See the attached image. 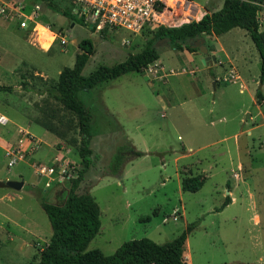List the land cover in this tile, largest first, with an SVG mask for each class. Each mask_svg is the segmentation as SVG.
Returning <instances> with one entry per match:
<instances>
[{
  "label": "rangeland",
  "instance_id": "1",
  "mask_svg": "<svg viewBox=\"0 0 264 264\" xmlns=\"http://www.w3.org/2000/svg\"><path fill=\"white\" fill-rule=\"evenodd\" d=\"M165 1L168 11L160 17V26H177L196 17L187 10L180 18L178 0ZM211 1L215 9L222 2ZM36 22L33 31L16 28L14 21L0 22V84L23 89L0 92V98L30 117L34 108L33 121L21 126L32 135L26 134L27 140L40 138L34 146L29 143L24 148L12 129L9 146L22 154L12 166L6 165L8 146L0 145V179L23 182L19 190L0 189V264H33L37 260L38 250L51 232L39 201L57 202L69 187V183L44 187L35 164L52 161L53 147L61 151L57 159L71 161L81 169L74 116L46 94L28 105L30 112L25 91L40 92L53 85L58 72L72 66L81 39H88L93 46L81 70L86 76L99 65H114L140 51L155 29L140 36L128 35L125 30L100 36L77 22L71 25L43 6ZM60 35L65 44L59 43ZM205 37L206 41L213 38ZM121 39L130 41L122 43ZM218 39L228 52L240 56L235 61L245 84L240 91V83L222 81L226 63L207 69L193 60L202 71L198 80L193 78L196 71L191 62L169 68L175 63L169 59L180 62L181 58L176 59V50L165 39L154 40L158 54L154 62L162 67L161 78H152L144 70L129 72L78 91L91 115L89 146L94 157L75 191H89L100 211L99 230L87 249L110 254L123 241L139 238L160 244L194 223L186 236L188 264H264V82H258L260 58L243 29L233 28ZM194 41L189 39L186 44L195 46ZM194 53L202 57L198 50ZM255 90L261 93L259 104L252 100ZM132 150L145 155L132 157ZM117 154L122 156L118 167L114 162ZM195 175L204 177L201 187L194 192L181 190V180ZM226 196L230 202L222 206ZM17 222L36 231L27 234L20 247L16 242L24 232Z\"/></svg>",
  "mask_w": 264,
  "mask_h": 264
},
{
  "label": "trees",
  "instance_id": "2",
  "mask_svg": "<svg viewBox=\"0 0 264 264\" xmlns=\"http://www.w3.org/2000/svg\"><path fill=\"white\" fill-rule=\"evenodd\" d=\"M13 2L14 0H4ZM38 1L41 6L59 13L67 20L79 22L71 14L72 5L69 0H27ZM264 0H222L218 9L204 6L205 12L196 21H188L174 27L157 26L151 31L145 46L138 52L128 54L126 58L111 66L99 65L86 76L81 70L93 52L88 39L77 43L80 50L74 56L71 67H63L57 74L56 82L44 89V93L58 105L71 113L75 118L78 142L76 153L80 159L81 169H77L76 177L72 178L63 198L57 202L39 201L50 226V236L43 248L38 250L37 260L33 264H184L187 234L195 226L186 225L185 229L174 238L155 243L148 238L123 241L112 253L104 254L97 248L87 249L90 240L97 234L100 227L99 207L94 198L87 192L76 193V188L83 173L91 166L93 152L90 143L91 115L77 93L80 90L93 88L100 82L115 79L129 72H141L149 63L158 58L154 40L165 39L176 50L185 49L189 52L197 47L186 44L189 39L203 35L218 36L232 28L243 29L253 43L260 58L259 84L264 81V29H258L257 12L262 9ZM144 32V31H143ZM12 87L0 84V92H10ZM255 102L260 103L261 93L255 90ZM132 157L145 155L139 150H132ZM121 155H115L117 167L122 162ZM204 177L200 175L186 177L181 180L183 191L198 190ZM57 197L61 193H57ZM230 199L225 197L222 206ZM241 264V263H238Z\"/></svg>",
  "mask_w": 264,
  "mask_h": 264
},
{
  "label": "built area",
  "instance_id": "3",
  "mask_svg": "<svg viewBox=\"0 0 264 264\" xmlns=\"http://www.w3.org/2000/svg\"><path fill=\"white\" fill-rule=\"evenodd\" d=\"M73 14L80 25L86 27L97 35L104 36L118 30H125L128 35L140 36L143 31L150 30L160 25V17L167 8L165 0H69ZM264 14V2L259 11ZM41 13L39 2L27 0H14L13 2H0V22L14 21L19 29H32L36 19ZM74 24V22H72ZM56 37V34H54ZM59 43L65 44L63 35L58 36ZM54 39V38H53ZM122 43H128L129 39H121ZM144 70L152 78H161L162 67L152 62L147 64ZM222 81L234 82L236 75L233 70H228L222 77ZM6 119L0 116V124ZM34 146L35 143H32ZM7 166H12L17 160L22 159L20 149L8 146L5 149ZM82 168V167H81ZM78 167L66 159H53L44 163L39 161L35 164L36 175L43 179V186L51 184L62 185L70 183L77 175ZM175 218V217H174Z\"/></svg>",
  "mask_w": 264,
  "mask_h": 264
},
{
  "label": "crops",
  "instance_id": "4",
  "mask_svg": "<svg viewBox=\"0 0 264 264\" xmlns=\"http://www.w3.org/2000/svg\"><path fill=\"white\" fill-rule=\"evenodd\" d=\"M178 2L179 3H177V6H179V7L181 6V10H182V17H180V18H183L184 17L183 14L187 10H189V11L192 10L194 12V15L196 16L195 18L192 19V21L198 20L202 16V14L205 12L204 4L207 7H213L214 8V5H213V3H212L211 0H204V3L203 4H201L199 2H194L192 0H178ZM165 4H166V1H165ZM219 7L220 6H218L216 9H218ZM165 10L168 11L167 8ZM164 11H163L162 14H164ZM256 16H257V21H258V29L259 30H263L264 29V14L261 15L260 12L258 11ZM177 26H179V25H177ZM168 27H174V26H168ZM230 30H228V31H230ZM223 34H220L218 36L211 35L213 38H211L210 41H206V37L205 36H208V35L203 36L205 39H204V42H203L204 45L203 44L202 45L205 47L206 51H208V54L209 55H213L214 58H215V60L212 63V65H208V66H206V68L207 69H210V68H212L213 65H216V64L217 65H222V64L226 63L227 64V71L228 70H233L235 72V75H236V79L237 80H235L233 83H240L241 84L240 87H239V91H240L244 87V85H245V84H243V81H242V78L239 75V72H237L238 70H237V67H236V64H235L236 59L238 57H240V56L238 54L233 53V52L232 53L231 52H228V50H226V47L227 46H224V44L218 43V40H219L218 37L221 36V35H223ZM199 38H202V37H199ZM194 45H195V42H194ZM257 54H258V52H257ZM175 57H176V59H177V57H180L181 58V61L179 62L178 60L175 61L173 59H169L173 63L175 62L169 68H172V67L179 68V67H176V66L181 65L182 64V61L183 62H185V61L186 62H191V63H193L195 65L194 71H196V74L193 75L194 76L193 78L194 79H197V80H198V78H200V74L199 73H201L202 71H201V69H199L197 67L196 63L194 62L195 59H197L200 62V58H201L200 56L197 57L196 54L194 53V51L189 52V51H187L185 49H181V50H176ZM17 71H19V70H17ZM12 72H14V69H12ZM15 75L17 76L18 79H20V75L19 74H15ZM1 85H4V84H1ZM9 86L12 87V90L10 92H6V93L21 92V90H23V89L18 88L17 85H15V86L9 85ZM154 91H155V94L156 95L158 93H160L159 91H156V90H154ZM25 92H26V94H29L28 96L26 95L27 96V99L29 100V104H27L25 102L27 107L30 106V103L36 102L38 100V98H41V96H43L44 94H46L43 91H40V92L34 91V92H32V90H26ZM254 94H255V91L253 93V99L252 100H253V103L256 104ZM161 95H162V93H160V96ZM24 96L25 95H23V97ZM2 105H4V106H2ZM4 107H6V108H4ZM28 110L31 112L30 107L28 108ZM32 111L34 113H33V115L31 114V117H30L26 113H23L24 110H22V109H16L13 105H10L9 106L8 103H7V101H5V99L0 98V116H3V118L6 119V122L4 124H0V145L3 148H6L7 146H9V145L12 144L11 143L12 141L9 140V138H10L11 130L12 129L14 130V128H15V130H14L15 133L16 134L17 133L19 134L18 139L21 138V143L22 144L24 143L22 145V147H24V148H27L29 146V143L30 144H31V142L32 143H36L38 140H40V138H34V140H27L26 139V134H29V133L26 130H24V128H22V126H21L23 123L28 124L31 121H33L32 118H35L34 117V115H35L34 108L32 109ZM24 119H25V121H23ZM33 123H36V122H33ZM40 127L42 128L43 132H47V133L50 132L47 129H45L43 126H40ZM29 135L32 136L31 134H29ZM51 150H52L51 151L52 152V156H54L53 159L59 158L61 156V151L60 150H57V149H55L53 147L51 148ZM3 180H14V178L5 177ZM3 180L0 179V181H3ZM14 181H19V180H14ZM22 185H23V182H22ZM0 189H2V190H4V189L14 190V189L7 188V187H0ZM87 192L89 193V191H87ZM3 194H5L8 197H10L9 193H7V192H4ZM19 216H21V213L20 212H19ZM17 226L22 229V232H24V233H22V235L20 237H18V240H20V241H17L16 242V244L20 247L21 245L19 244V242H23L24 243V240H23L24 237H27V234H30L31 232H33V231L36 232V231L34 229L28 228L27 226H25L23 224H20L19 222H17ZM186 241L187 240L185 239L184 242L187 244ZM183 253L185 255V253H187V251H184V249H183ZM184 259H185V263L188 264L186 262L185 256H184Z\"/></svg>",
  "mask_w": 264,
  "mask_h": 264
},
{
  "label": "water",
  "instance_id": "5",
  "mask_svg": "<svg viewBox=\"0 0 264 264\" xmlns=\"http://www.w3.org/2000/svg\"><path fill=\"white\" fill-rule=\"evenodd\" d=\"M257 15V14H256ZM72 25V23H71ZM195 42V46L197 47L198 51L202 54V57L200 58V63L202 65L208 66L212 64L215 60L213 55L206 54V49L202 45V38H197ZM22 186L21 181H14V180H3L0 181V187H7L14 190L20 189ZM186 264V263H184Z\"/></svg>",
  "mask_w": 264,
  "mask_h": 264
}]
</instances>
